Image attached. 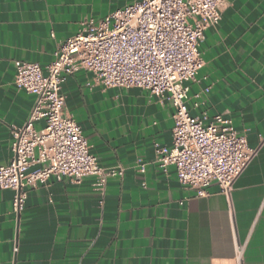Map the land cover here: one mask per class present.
Here are the masks:
<instances>
[{"label": "crops", "instance_id": "crops-1", "mask_svg": "<svg viewBox=\"0 0 264 264\" xmlns=\"http://www.w3.org/2000/svg\"><path fill=\"white\" fill-rule=\"evenodd\" d=\"M134 1L0 0V166L10 163L12 132L34 104L14 85V61L46 66L82 21L98 23ZM199 49L204 65L187 84L190 115L228 117L255 153L230 195L212 183L198 197L174 167H158L155 145L172 142L166 99L105 88L78 71L62 85L64 111L98 166L124 174L103 192L92 177L51 178L28 190L18 215L13 192L0 190V264H236L238 244L243 264H264V0H226Z\"/></svg>", "mask_w": 264, "mask_h": 264}, {"label": "built area", "instance_id": "built-area-1", "mask_svg": "<svg viewBox=\"0 0 264 264\" xmlns=\"http://www.w3.org/2000/svg\"><path fill=\"white\" fill-rule=\"evenodd\" d=\"M225 6L226 0H136L98 23L82 21L46 66L15 60L14 85L33 95L34 104L12 132L10 163L0 166V190L13 192L12 212L18 215L28 190L51 178L78 184L92 177L93 188L103 192L109 178L124 174L120 166H98L80 126L64 111L62 85L78 71L105 88L140 89L166 99L174 109L172 142L169 148L155 145L156 164L163 171L174 167L178 183L198 197L212 183L229 196L255 153L228 117H195L187 107V84L204 65V33L217 25ZM41 120L45 126L36 130ZM243 252L244 245H236V264H243Z\"/></svg>", "mask_w": 264, "mask_h": 264}]
</instances>
